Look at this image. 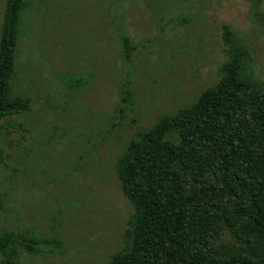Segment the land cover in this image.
Returning <instances> with one entry per match:
<instances>
[{"label": "rangeland", "instance_id": "obj_1", "mask_svg": "<svg viewBox=\"0 0 264 264\" xmlns=\"http://www.w3.org/2000/svg\"><path fill=\"white\" fill-rule=\"evenodd\" d=\"M230 52L264 82V0H28L12 84L30 107L0 119V234L36 247L18 264H106L122 249L117 158L215 84Z\"/></svg>", "mask_w": 264, "mask_h": 264}, {"label": "trees", "instance_id": "obj_2", "mask_svg": "<svg viewBox=\"0 0 264 264\" xmlns=\"http://www.w3.org/2000/svg\"><path fill=\"white\" fill-rule=\"evenodd\" d=\"M27 4L6 0L4 8L0 119L30 107L12 84ZM120 42L128 57V36ZM242 56L230 52L215 84L127 142L115 173L132 212L125 246L106 264H264V82L242 76ZM23 232L0 234V264L36 252Z\"/></svg>", "mask_w": 264, "mask_h": 264}]
</instances>
